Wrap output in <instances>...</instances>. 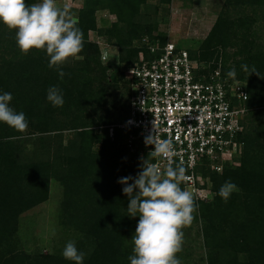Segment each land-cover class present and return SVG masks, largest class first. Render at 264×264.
I'll use <instances>...</instances> for the list:
<instances>
[{
  "label": "trees",
  "instance_id": "trees-1",
  "mask_svg": "<svg viewBox=\"0 0 264 264\" xmlns=\"http://www.w3.org/2000/svg\"><path fill=\"white\" fill-rule=\"evenodd\" d=\"M97 1L88 2L95 4ZM111 1L115 3L111 9L116 10L115 15L120 20L123 17H131L138 11V6L149 4L148 0H136L133 4V0ZM245 1L264 11V0H243ZM25 2L31 5L39 1ZM125 7L128 9L123 14L121 10ZM93 11L92 8L87 13L83 10L77 26L82 27L86 15L93 16ZM226 26L228 25L224 24V21H216L200 46L199 53L195 55L189 52L190 57L203 63L217 60L219 49L224 50L228 43L230 44L227 40L228 32L224 34ZM90 28H94L93 21ZM143 31L150 29L148 26L141 27L139 32ZM4 36L10 38L12 35ZM146 36L147 34L139 35L133 31L130 41L139 43V48L135 47L130 55L121 54L120 61H125L124 64L128 66L135 62L142 50L140 43ZM154 40H160L162 44L166 42L158 37L149 39ZM238 40H241L240 37ZM122 41L113 42L117 48L122 49L125 48ZM0 49L6 52L8 46L3 45ZM10 49L12 53H15V50L20 51L16 41L12 42ZM94 52L98 55V47L94 48ZM142 52L145 54L146 51L143 49ZM220 55L224 56V51L220 52ZM254 63L258 65L255 66ZM245 64L249 69L255 66L259 77L254 73L249 76L247 72L242 71L241 66ZM23 65L24 67H13L8 63L7 67H0V76L1 73L5 74V79L0 80V94L11 93L13 99L9 106L16 112H23L25 117L29 114L31 116L29 120L35 121L33 111L36 108L31 105L35 100H31L30 92L33 91L32 95L35 94L36 97L38 87L36 85V89L31 87V84L25 85L24 73L28 65L26 63ZM235 70V79L245 85L249 96L246 102V105H249L247 113L253 109L257 110L254 116L264 113V77L261 76L264 75L261 74L264 73V59L253 55L244 60V63L237 61ZM221 71L227 75L230 70ZM104 73L107 83L118 82L115 69L105 67ZM87 85L86 83L79 87L80 99H75L77 104L83 102L86 105L90 100L92 102L93 94ZM100 100L97 99L96 102L100 103ZM53 109L56 107L51 104L46 109L47 113ZM126 113L127 105L119 121L124 119ZM247 113L242 121L243 132L239 135V140L243 144L241 155L237 157L239 165L235 167L225 165L221 173L203 167L199 169L206 179L201 188L211 193L209 201L195 200L198 210L194 214L196 219L202 220L203 236L208 246L206 264H264V145L259 143L262 132L253 133L249 126L252 125L254 116L247 117ZM113 123L93 126H86L83 123L82 127L77 124V128L75 127L77 125H74V137L65 145L62 140L60 141L53 154V160L37 164H18L13 156V142H4L3 139L19 136L20 133H16L7 125L6 129L4 124L0 123V250L6 248L0 253V264H74L64 257L56 259L51 255L28 261L23 255L16 254L13 247L15 236L12 228L16 218L46 201L49 182L52 179L58 181L63 188L61 203L63 216L73 221L82 235L76 247L86 254L83 264H130L129 257L133 255L131 238L135 234L139 217L128 216L129 200L123 194L124 186L118 183V179L111 182L102 181L98 175L97 162L101 160L108 164L112 161L113 166L122 167L121 178L128 176L135 178L138 175V168L141 167V158L137 154L129 153L124 143V135L119 131L114 133L112 140L108 137L105 126ZM94 144H99L95 149L97 154L92 151ZM229 180L234 182L240 191L234 192L225 203L218 195V191ZM180 186L183 189L182 183Z\"/></svg>",
  "mask_w": 264,
  "mask_h": 264
},
{
  "label": "rangeland",
  "instance_id": "rangeland-1",
  "mask_svg": "<svg viewBox=\"0 0 264 264\" xmlns=\"http://www.w3.org/2000/svg\"><path fill=\"white\" fill-rule=\"evenodd\" d=\"M88 1L57 0L58 5L67 9L77 25L83 10L87 13L89 9H94L93 16L90 17V14L84 16L85 24L79 27L83 32V51L79 55L83 59H69L61 69L65 73L63 79L59 77L55 68H49V58L44 51L33 50L28 55H23L17 50L12 53L10 48L12 42H15V32L0 25V43L4 47L8 46L6 52L0 49V67H7L8 63L13 67H24L23 63H26L28 67L24 73L25 85L31 84V87L36 85L38 87V89L35 87L36 97L35 94L32 95L33 91L30 92L31 100H35L31 104L36 108L33 111L35 121H30L31 116L28 114L26 116L27 132L19 134L23 136L22 139L11 141L13 142V156L18 164L52 161L60 141L62 140L65 145L74 137V125L78 124L82 127L83 123L86 126H93L119 121L129 96L126 74L128 65L124 64L125 61H120V56L121 54L130 55L135 47L139 48V43L130 41L133 31L139 35L147 34L144 38L148 40L154 37L164 39V41L169 40L178 48L197 55L215 22L221 20L228 25L224 34L228 32L227 40L230 44L228 43L224 50L219 49L217 60L208 63L228 71L235 68L237 61L244 63V60H248V57L253 55L264 59V11L249 1L148 0V5L138 6V11L131 17H123L121 20L116 17V10L111 9L115 6L113 1L98 0L95 4H90ZM135 1L133 0L132 4ZM127 9L128 7H125L121 12L123 11L124 14ZM92 21L93 29L90 28ZM147 26L150 31L139 32L141 27ZM5 34L12 36L6 38ZM239 37L241 40H238ZM119 40H123L122 46L125 47L122 48L123 51L113 42ZM95 47L99 49L98 55L94 52ZM104 48L108 53V58L103 62L101 51ZM222 51H224V56L221 57L220 52ZM254 65L258 64L254 63ZM103 67H110L117 71V83L106 82ZM241 70L244 71L242 67ZM261 76L264 77V75ZM4 79L5 74L1 73L0 80ZM86 83L89 85H87L88 90L93 94L92 102L90 100V103L86 105L83 102L77 104L75 99H80L78 89ZM52 86L61 89L64 104L48 114L46 109L51 103L47 101L46 96L47 89ZM68 97L73 98L68 99ZM97 99H101L100 103L96 102ZM248 106L246 105L247 109ZM256 113L257 110L253 109L252 112L247 113V117L254 116ZM78 125L75 127L77 128ZM5 126L6 124L4 128L7 129ZM249 126L253 129V133L261 134L262 132L259 143L264 145V113L252 117V125ZM3 141L8 142L6 139ZM97 145L99 144L92 146L95 154H97L95 150ZM97 165L98 175L101 180L103 179L102 181L111 182L121 179L122 167L113 166L112 161L106 164L99 160ZM140 170L141 167L138 168V173ZM210 198L205 201H209ZM62 199L63 188L58 181L52 179L49 182L46 201L37 204L16 218L12 228L15 236L13 247L16 249V254L23 255L28 261L49 255L60 259L63 258L64 247L69 241H74L75 244L80 241L82 235L79 228L73 224V221L63 216ZM202 230V223L198 218L194 220L191 227L183 229V250L177 254L182 264H206L208 246ZM3 250H0V253Z\"/></svg>",
  "mask_w": 264,
  "mask_h": 264
},
{
  "label": "built area",
  "instance_id": "built-area-1",
  "mask_svg": "<svg viewBox=\"0 0 264 264\" xmlns=\"http://www.w3.org/2000/svg\"><path fill=\"white\" fill-rule=\"evenodd\" d=\"M142 50L126 68L129 96L123 120L105 126L108 137L124 135L130 154L151 158L152 145H145L149 134L168 139L174 145V167L185 169L181 182L195 200H207L209 191L201 188L205 168L221 173L225 165L238 166L241 155L242 121L249 99L245 85L229 78L212 63L192 59L189 52L167 40L143 38ZM108 58L106 49L101 60ZM163 171L164 160H153Z\"/></svg>",
  "mask_w": 264,
  "mask_h": 264
},
{
  "label": "clouds",
  "instance_id": "clouds-1",
  "mask_svg": "<svg viewBox=\"0 0 264 264\" xmlns=\"http://www.w3.org/2000/svg\"><path fill=\"white\" fill-rule=\"evenodd\" d=\"M0 25L15 32L16 45L23 55L31 51H44L49 58V68H55L61 79L65 73L62 66L69 59H83V32L77 26L67 9L61 8L57 0H39L31 5L25 0H0ZM245 72L256 74L257 69L241 66ZM227 76L235 79L236 70ZM47 101L53 107H62L63 93L57 86L47 89ZM11 93L0 94V123L6 124L16 133L24 134L28 121L23 112H16L9 106ZM23 136L6 137V141L22 139ZM145 145H152L151 158L142 159L141 170L133 178H121L123 194L128 198L129 217H139L135 234L132 236L133 255L130 264H182L177 254L183 250L184 231L196 219L198 205L191 191L181 188L185 169L174 167L176 150L171 140L157 139L154 134L145 137ZM164 160L167 167L162 171L153 160ZM132 181V183H129ZM239 187L226 181L218 195L227 203ZM202 223V220H201ZM63 257L74 264H83L85 253L78 250L74 241H69L63 250Z\"/></svg>",
  "mask_w": 264,
  "mask_h": 264
}]
</instances>
